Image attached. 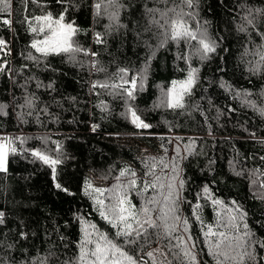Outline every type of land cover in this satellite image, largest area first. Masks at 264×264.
<instances>
[{
    "label": "trees",
    "instance_id": "16d2710c",
    "mask_svg": "<svg viewBox=\"0 0 264 264\" xmlns=\"http://www.w3.org/2000/svg\"><path fill=\"white\" fill-rule=\"evenodd\" d=\"M93 2L71 0L74 6L69 7V0L64 4L56 0H9L8 11L0 13V39L6 43L0 50V64L5 69L0 72V104L8 105V114L0 115V134L29 137L24 144L16 142L18 151L10 155L8 171L0 172V213H4L0 264H39L41 259L45 264H65L73 260L82 238L81 221L111 234L95 210L93 198L85 195L86 181L108 189L117 183L115 177L126 166L142 174L144 161L150 157L171 158L179 166V178L184 181L181 214L189 220V234L196 241L200 264L215 261L204 243L202 229L206 228L193 216L197 204L204 225L212 226L229 211L235 214L238 205L246 213L239 222L241 231L246 223L254 239L264 241V189L259 187L264 182V115L260 112L264 109V71L253 74L249 70L250 62L258 59L252 51L264 43L259 35L264 32V19L258 17L253 25L244 19L249 8L264 9V0H199L196 8L186 9L198 14L200 24L208 22L204 26L217 42V50L208 60L193 56L187 62L177 59L180 52L189 51L183 45L179 50L175 44L156 50L142 89L131 101L138 115L152 125L149 129H138L126 118L127 104L111 88L91 87V82L110 77L111 82L120 83L112 75L120 67L131 69L129 75L144 69V41L156 44L152 33L143 31L147 23L145 0H121L126 9L121 10L120 23L128 27L108 32L105 44L94 43L93 33H106L110 22L107 16H94ZM148 6H153L150 0ZM65 7H69L65 20L82 29L76 39L98 55L80 53L76 61L67 55H53L41 58L38 64L25 59L33 51L29 48L33 34L28 23H35L31 18L46 12L55 16ZM4 19L11 24H4ZM241 27L247 31H240ZM137 32L142 34L139 39ZM93 60L106 72L90 71ZM190 67L198 72L186 108L172 111L156 107L172 81L184 79ZM225 82L231 87H222ZM49 84L51 88L46 87ZM31 94H35V106L21 108L24 97ZM45 108L47 112L41 111ZM28 111L32 115H25L27 122L21 123L17 114ZM91 124L95 130L89 131ZM44 138L46 143H42ZM122 138L144 143L154 155L137 157L131 146L120 143ZM41 148H47L53 158L60 157L55 179L51 167L31 155L32 150ZM130 198L137 205L142 203L135 192ZM213 200L221 204L214 205ZM21 233H26V238ZM154 247L163 249L167 261L172 259L167 249L155 242L144 251ZM253 248L256 260L248 264H264V248L259 243ZM142 260L151 264L146 255Z\"/></svg>",
    "mask_w": 264,
    "mask_h": 264
},
{
    "label": "snow or ice",
    "instance_id": "6c2138e0",
    "mask_svg": "<svg viewBox=\"0 0 264 264\" xmlns=\"http://www.w3.org/2000/svg\"><path fill=\"white\" fill-rule=\"evenodd\" d=\"M35 2V0H33ZM58 4H64L65 0H56ZM153 6L149 7V0H145L143 15L147 23L143 31L151 32L156 44L144 41L146 54L144 57L145 67L135 75H129V68L120 67L117 72L112 74L120 83L111 82V77L105 81H93L91 87L111 88L113 94L119 95L127 104L126 118H130L131 123L138 129H149L152 127L145 122L138 109L131 103L136 99L137 92L142 89L143 81L146 79V72L150 60L155 56L156 50L164 48L169 44H175L179 50L183 45L189 51L187 54L180 52L177 55L178 60L188 61L191 57H198L201 61L208 60L211 54L217 50V42L208 35L207 28L200 24L194 11H187L198 6L199 0H150ZM0 13L7 12L9 9V0H0ZM163 5V7H160ZM74 5L69 0V7ZM69 7L63 8L58 15L46 12L42 15H34L31 19L35 23H28V30L33 34L30 42L29 51L25 59L40 63L41 58H47L53 55H67L71 61H76V55L83 53L85 56L95 57L97 52L90 48H85L76 39L82 29L74 21H66L65 13ZM94 16H107L109 24L105 26L106 33L94 32V43L105 44V35L112 30L120 28L127 29L128 25L120 23L121 10L126 6L121 0H94L92 4ZM264 19V9H248L244 17L248 25H253L257 18ZM27 19V18H26ZM193 21H196L193 26ZM4 24H11L8 19L3 20ZM155 29V31H153ZM240 31H247L241 27ZM139 39L142 35L136 33ZM264 41V32L259 33ZM6 47L3 39H0V50ZM35 53V54H34ZM248 53L246 49L245 54ZM38 54V55H36ZM252 55L258 59L251 63L250 71L253 74L264 71V43H261L253 51ZM4 65L0 64V72H3ZM106 72V69L99 66L98 61H91L90 71ZM198 69L188 70L184 79L174 80L171 87L167 88L161 96L159 103L155 105L159 108L170 109L172 111L183 110L186 108V98L192 95L194 86L197 82ZM37 84V87H40ZM230 88L225 82L221 85ZM46 87L51 88L49 84ZM240 93H237L239 96ZM245 96L248 93L245 91ZM35 94L26 95L24 104L21 108L32 109ZM255 108V104H251ZM8 105L0 104V115H7L5 109ZM198 107V105H197ZM41 111L47 112V108ZM261 115H264V109H260ZM32 115L31 111L27 113H18L17 119L25 123L24 116ZM39 119V116H37ZM95 130V126H93ZM29 137L24 135L10 136L0 134V172H7L10 155H15L18 151L16 142L24 144ZM44 138L42 143H46ZM163 148V145H161ZM60 145L57 144L56 150L59 152ZM190 149V146H189ZM47 148H41L31 151V155L49 165L52 169L53 179L56 178V166L61 162L60 157L53 158L48 153ZM167 152V149H164ZM179 155V151H177ZM145 170L138 174L131 167L120 169L119 175L115 177L117 183L108 189L94 187L91 182L85 183V195L93 198L95 210L98 212L101 220L109 226V232L101 231L97 225L90 222L81 221L82 238L77 242L78 249L73 260L65 261V264H147L142 260L146 255L151 259V264H157L154 253L160 252L164 255L162 248H155L151 251H144L146 247L151 246L153 242L163 245L167 249V255L172 259L167 264H200L199 252L196 251V241L189 234V220L181 214L180 205L182 203L181 191L184 187L183 179L179 178V166L173 162V159L165 160L163 157H150L145 159ZM170 170L173 175H169ZM241 173H237L240 175ZM264 174V173H262ZM253 184L257 181L253 180ZM55 187L61 189V184L56 183ZM259 187L264 189V182L259 183ZM66 191V189H65ZM151 191V195H145ZM208 193V188L203 189ZM135 192L142 198L139 205L133 203L130 194ZM264 199V194H261ZM214 205H220V200H213ZM233 204H236L234 201ZM200 205L193 207V216L201 223L203 228L205 246L208 254L211 255L215 264H248L249 261H255L254 244L259 243L264 248V241H256L245 223L241 231L239 222L244 219L246 213L241 211L237 205L234 209L235 214L229 211L226 218L218 220L216 226L204 225L202 217L199 215ZM4 213H0V224L4 223ZM223 227L224 230H221ZM22 238H26V233H21ZM2 246V242H0ZM12 247V245H8ZM50 255H54L50 253ZM46 259V258H45ZM39 264H45L41 259Z\"/></svg>",
    "mask_w": 264,
    "mask_h": 264
},
{
    "label": "rangeland",
    "instance_id": "374dc122",
    "mask_svg": "<svg viewBox=\"0 0 264 264\" xmlns=\"http://www.w3.org/2000/svg\"><path fill=\"white\" fill-rule=\"evenodd\" d=\"M195 23H194V26H195ZM173 54L175 56L177 54V51L176 50L174 51V49H173ZM119 141H120V143H122L124 145L131 146L135 150V153H136L137 157H143V156H147V155H154V152L151 149H149L148 146H146L144 143H142L140 141L134 140L133 138H122ZM94 183L95 184H99V182H97V181H95ZM155 248H159V247H154L153 249H155ZM154 256H155V259L157 261V264H167L168 261H167V257L165 255V253H164V255H162L160 252H156V253H154ZM149 259H150V262H151L152 258H149Z\"/></svg>",
    "mask_w": 264,
    "mask_h": 264
},
{
    "label": "built area",
    "instance_id": "2783aa9c",
    "mask_svg": "<svg viewBox=\"0 0 264 264\" xmlns=\"http://www.w3.org/2000/svg\"><path fill=\"white\" fill-rule=\"evenodd\" d=\"M93 126H95V125H89V131H91V130H93Z\"/></svg>",
    "mask_w": 264,
    "mask_h": 264
}]
</instances>
